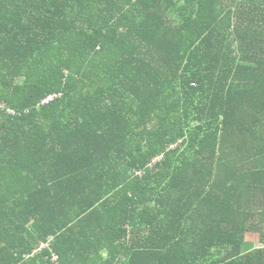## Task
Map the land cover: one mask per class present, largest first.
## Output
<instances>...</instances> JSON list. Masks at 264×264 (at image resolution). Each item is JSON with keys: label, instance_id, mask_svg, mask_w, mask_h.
<instances>
[{"label": "trees", "instance_id": "1", "mask_svg": "<svg viewBox=\"0 0 264 264\" xmlns=\"http://www.w3.org/2000/svg\"><path fill=\"white\" fill-rule=\"evenodd\" d=\"M0 264H264V0H0Z\"/></svg>", "mask_w": 264, "mask_h": 264}, {"label": "rangeland", "instance_id": "2", "mask_svg": "<svg viewBox=\"0 0 264 264\" xmlns=\"http://www.w3.org/2000/svg\"><path fill=\"white\" fill-rule=\"evenodd\" d=\"M248 242H249V244H251L255 248H259L260 247V244L258 242V238H257L256 235L249 234L248 235Z\"/></svg>", "mask_w": 264, "mask_h": 264}, {"label": "built area", "instance_id": "3", "mask_svg": "<svg viewBox=\"0 0 264 264\" xmlns=\"http://www.w3.org/2000/svg\"><path fill=\"white\" fill-rule=\"evenodd\" d=\"M52 99H53V98L50 97V98H48L47 100H45V102L48 103V102L51 101Z\"/></svg>", "mask_w": 264, "mask_h": 264}]
</instances>
